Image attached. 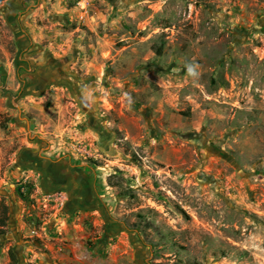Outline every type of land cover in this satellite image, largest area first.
<instances>
[{
	"label": "rangeland",
	"instance_id": "1",
	"mask_svg": "<svg viewBox=\"0 0 264 264\" xmlns=\"http://www.w3.org/2000/svg\"><path fill=\"white\" fill-rule=\"evenodd\" d=\"M0 200V264H264V0H0Z\"/></svg>",
	"mask_w": 264,
	"mask_h": 264
},
{
	"label": "trees",
	"instance_id": "2",
	"mask_svg": "<svg viewBox=\"0 0 264 264\" xmlns=\"http://www.w3.org/2000/svg\"><path fill=\"white\" fill-rule=\"evenodd\" d=\"M34 191V183L32 182H20L16 187L17 195L24 201L34 202V198L32 196ZM9 219V206L4 202V200H0V234L6 233L7 221ZM10 264H16L18 262L16 253L13 248L10 249Z\"/></svg>",
	"mask_w": 264,
	"mask_h": 264
}]
</instances>
